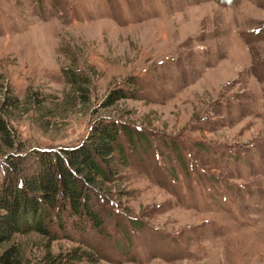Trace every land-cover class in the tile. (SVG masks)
Masks as SVG:
<instances>
[{"label": "rangeland", "instance_id": "1", "mask_svg": "<svg viewBox=\"0 0 264 264\" xmlns=\"http://www.w3.org/2000/svg\"><path fill=\"white\" fill-rule=\"evenodd\" d=\"M0 75L22 155L101 117L134 135L111 200L91 191L100 224L54 210L48 235H14L23 264L74 248L67 264H264V0H0Z\"/></svg>", "mask_w": 264, "mask_h": 264}, {"label": "trees", "instance_id": "2", "mask_svg": "<svg viewBox=\"0 0 264 264\" xmlns=\"http://www.w3.org/2000/svg\"><path fill=\"white\" fill-rule=\"evenodd\" d=\"M66 73L78 99L86 101L89 80L76 71L68 69ZM128 94L115 89L102 106L113 105ZM21 103L10 87L0 84V156L4 158L0 162V264H23L22 249L14 235L33 230L48 235L45 218L59 208L69 206L71 213L86 214L99 225L100 217L88 205L91 191L98 194L103 190L97 196L109 199L105 193L111 192V181L118 173L116 153L124 162L119 132L123 130L130 140L134 136L125 124L101 117L81 142L58 149H35L25 156L11 125L13 112ZM76 249L60 256L46 255L44 264H67L86 256V251Z\"/></svg>", "mask_w": 264, "mask_h": 264}]
</instances>
